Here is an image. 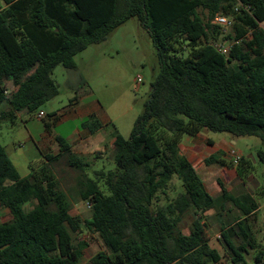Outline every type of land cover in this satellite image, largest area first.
<instances>
[{"label":"trees","instance_id":"1","mask_svg":"<svg viewBox=\"0 0 264 264\" xmlns=\"http://www.w3.org/2000/svg\"><path fill=\"white\" fill-rule=\"evenodd\" d=\"M4 1L0 126L57 98L55 70H77L79 54L134 18L153 39L161 74L130 139L117 133L115 170L90 178L91 163L74 154L66 139L59 140V155L47 156L50 163L68 157L83 172L79 201L92 202L89 219L73 215L75 203L50 163L23 177L0 142V212L13 215L0 222V264H83L90 246L81 237L85 231L99 236L105 248L91 264H264V247L249 224L258 201L248 193L230 194L220 180L221 196L211 195L180 151L184 137L204 129L257 137L264 145V0ZM217 16L234 20L228 34L212 23ZM218 42L234 43L222 54L214 47ZM9 81L15 92H9ZM83 127L95 133L104 124L93 116ZM225 155L220 151L205 163L230 166ZM258 157L264 162V151ZM231 162L240 179L253 168L245 157ZM227 203L241 217L221 227L223 255L211 246L206 214ZM26 205L34 207L26 211ZM188 213L193 222L185 234Z\"/></svg>","mask_w":264,"mask_h":264},{"label":"rangeland","instance_id":"2","mask_svg":"<svg viewBox=\"0 0 264 264\" xmlns=\"http://www.w3.org/2000/svg\"><path fill=\"white\" fill-rule=\"evenodd\" d=\"M4 0H0V11L6 8ZM231 30L226 31L228 34ZM189 50L184 53L187 57ZM77 70H68L59 66L54 73V79L60 87V95L48 102L37 113L23 112L16 122L7 121L0 126V142L6 148L10 158L18 167L23 177H28L33 170H40L46 165L45 155L58 154L52 148L53 141L44 144L48 135L60 136L71 141L70 136L76 130L83 131L86 118H74L58 123L56 116H62L75 104V99L82 101L84 108H96L98 119L108 125L103 136L105 154L98 157L94 154L86 159L91 163L86 171L90 178H96V172L101 170L112 171L116 169V150L112 145L114 135L118 131L126 139H130L138 118L145 112L150 101L153 84L161 74V64L157 49L149 31L137 18L129 20L115 31L109 39L101 45H96L76 57ZM142 78V82L139 79ZM13 92V87L10 88ZM15 92V91H14ZM46 114L44 120L38 119V114ZM208 137L217 146L224 141L236 140V149L240 151L251 163L253 168L245 179H240L236 167L231 165V157L223 156L230 166L219 165L198 167L199 173L205 180L209 192L220 197L222 191L216 187L221 180L228 192L232 195L248 193L254 196L259 203V210L255 217L249 221L253 232L260 244L264 247V162L258 153L264 151V145L257 137H233L228 133L208 132ZM97 143L90 147L95 152ZM49 147V148H48ZM226 154V153H225ZM61 187L75 203L73 215L83 219L92 216L87 202L80 199V180L83 172L70 166L68 157L49 164ZM177 186L180 184L177 183ZM103 190L106 187L102 185ZM175 195V194H174ZM34 205H26L25 210L30 211ZM207 221L210 224L211 246L225 254V249L219 241L221 227L233 219L240 218L241 213L233 204L227 203L209 211ZM5 219H9L4 216ZM4 219V220H5ZM193 214L188 213L182 224L185 234L190 233ZM90 244L86 250L83 264H91L93 257L103 251L104 244L99 236L85 231ZM252 262L253 254L249 256ZM226 264V260H223Z\"/></svg>","mask_w":264,"mask_h":264},{"label":"crops","instance_id":"3","mask_svg":"<svg viewBox=\"0 0 264 264\" xmlns=\"http://www.w3.org/2000/svg\"><path fill=\"white\" fill-rule=\"evenodd\" d=\"M7 87L9 89L10 93H11L10 88L13 87V90L17 89L12 81H9L7 83ZM94 108H96V107L93 106V108H89V107L84 108L82 101L79 100L77 103H75L73 105L72 108H70V110L65 112V114L62 116V118H59V116H56V117H58L57 121H58V123H62L63 121L66 122V121H69V120L74 119V118H86V120L90 119L93 116L98 118V116L96 114V109H94ZM106 126H108V125L104 124V127L95 133H92L87 128H84L83 131L76 130V132L70 136L71 141L67 140V142L69 144H71V151L74 154L80 156L81 158H83L85 160L92 155L94 157L95 156L94 154H97L98 157H102L105 154L104 144L106 142V139L103 136V134L105 132ZM208 132H210V131L204 129L196 137H184L183 140L181 141V144H180V151L193 164V166L197 170L199 176L203 180L207 191L209 192L207 184H206L205 180L202 178V176L200 175L199 169H198V167L201 168L202 166H207L205 163V159H207L211 155H215V154L219 153L220 151H223L226 153V155H229V152L233 149H235L241 157H244V155L236 149V145H237L236 140H230L228 142L224 141L221 143V145L217 146L216 143L208 137V135H207ZM117 133H118V131L116 132V134L114 135V138L112 140L113 146H114L115 141H116ZM60 139H64V138L57 136V135H55V136L48 135V136H46L45 142H44V144L47 143V146H48V143L53 141V144H52L53 146L50 148H52L54 151L59 152L58 154H56V156L59 155L61 153V150H62L61 143L59 141ZM95 143H97L99 145L98 148L96 149L95 152L90 151V147ZM49 155H52V154H49ZM53 155H55V154H53ZM47 156L48 155H45V161H46V164H49L50 162H49ZM210 166H213V165H210ZM218 181H217V183H218ZM218 186H219V183H218V185L216 184V187L219 191ZM224 187L226 188L225 185H224ZM4 216H6L9 219H5ZM12 218H13V215L9 209H3L0 212V222H8V221L12 220Z\"/></svg>","mask_w":264,"mask_h":264},{"label":"built area","instance_id":"4","mask_svg":"<svg viewBox=\"0 0 264 264\" xmlns=\"http://www.w3.org/2000/svg\"><path fill=\"white\" fill-rule=\"evenodd\" d=\"M214 25L219 26L223 32L225 34L226 31H228L229 29L232 30V27L234 25V20H232L229 17L226 16H217L213 22ZM234 42H218L214 44V47L222 54H228L231 50V47L233 45ZM139 82H142V78L139 79ZM46 114L44 112L38 114V119L40 120H44ZM229 156L231 157V160L233 161L234 165H238L240 160H241V156L239 155V153L233 149L229 152ZM87 206L89 209H92V202H87Z\"/></svg>","mask_w":264,"mask_h":264}]
</instances>
